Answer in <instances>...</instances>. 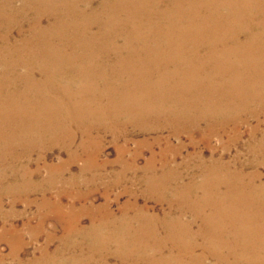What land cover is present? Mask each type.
I'll list each match as a JSON object with an SVG mask.
<instances>
[{
	"label": "bare ground",
	"instance_id": "1",
	"mask_svg": "<svg viewBox=\"0 0 264 264\" xmlns=\"http://www.w3.org/2000/svg\"><path fill=\"white\" fill-rule=\"evenodd\" d=\"M11 1L0 0V198L36 188L41 165L52 180L54 146L70 162L74 146L106 134L125 142L116 162L135 139L150 151L146 169L192 165L146 180L153 195H132L119 214L108 196L98 207L51 205L65 224L60 243L28 261L264 264L254 259L264 252V0Z\"/></svg>",
	"mask_w": 264,
	"mask_h": 264
},
{
	"label": "rangeland",
	"instance_id": "2",
	"mask_svg": "<svg viewBox=\"0 0 264 264\" xmlns=\"http://www.w3.org/2000/svg\"><path fill=\"white\" fill-rule=\"evenodd\" d=\"M94 3L93 0L89 2L90 6L94 5ZM11 4L17 5L19 3L12 0ZM87 4V1L79 2L82 8L87 6ZM180 26L183 27V23H181ZM17 38L19 39V37ZM121 38L125 37H115L117 43H121ZM172 38L178 39L186 37L173 36ZM17 67L19 72H24L23 67ZM241 128H243L241 130L242 137H244L242 141L244 142L249 136L248 126L242 125ZM132 133H134V130ZM163 133L167 134L166 131ZM139 136L141 137V135H134L136 139L140 138ZM170 139L173 143H177L176 138L171 137ZM182 139L188 140L187 137L184 136ZM98 143L100 146L99 149H96L95 147L98 146ZM124 143L122 139H118L114 142L110 134H106L85 144L89 145L88 147L74 149V146L73 151L75 150L77 156L70 162L69 159L71 157L68 156L69 151L62 147L54 146L47 152L46 158L48 163L56 165L55 170L57 172L53 173L55 176H52V178L54 177L52 180L47 182L52 172L46 169L44 165H41L40 175L34 176V179H37L35 182L36 188L31 187L26 190L28 192H16L12 190L14 192L7 191L6 194L1 195L0 204L3 212L0 211V264H32L28 260L34 255H39L42 246L50 244V247L53 249L60 243L58 238L63 234V227H65V224L60 220V213L56 212L51 205H60L63 206L64 209L66 207L68 208L70 205H76L75 207L77 209H82L84 206L98 207V205L100 206L106 202V196H108L110 209L119 214L121 210L120 207H122L128 199L132 198V195H153L145 192L146 188L144 187V183L146 180L153 181L155 178L159 177V174H161L163 170L169 169V171H176L177 169H183V167L189 169L192 167L191 164L176 166L172 163H168L164 166V169L158 167L154 170L146 169L145 163L146 159L150 156V151L146 146L141 147L135 139H131L128 142V148L123 149L121 153L123 162L121 160L116 162V159H118L117 147L125 145ZM161 144L154 143L153 148L157 152H160L161 148L164 147V145ZM212 144L217 148L216 153L220 154L221 151L218 147L221 145V139L217 137L213 138ZM239 146V148L233 147L231 152H236L242 145L240 144ZM199 147L206 156L209 155V148L206 147L204 143H201ZM184 150L183 156H179L178 158L180 159H178V161H181L182 157L187 155L188 151H192V148L191 146H187ZM241 151L243 153L246 152L245 149H241ZM163 153L169 158L171 157L169 151H163ZM160 158L161 156H159L157 164L160 163ZM32 166L35 167L33 164ZM262 170L264 171L263 168ZM168 175L172 178L169 172ZM42 178L45 180H42ZM184 178L188 179L187 176ZM195 180L198 181L200 179L197 176ZM115 182L120 183L114 184ZM16 188L25 189L21 185ZM85 195H87V199L82 197ZM44 197H48L49 199V205L47 206H41ZM27 199L31 200V203H28L29 200L26 201ZM91 201H93V204ZM138 201V204H143L144 201H146L149 205H153L157 211L162 208L161 204L150 199L144 200L142 196H138ZM92 214V212H83L81 215L83 217L80 216V222L84 226H89ZM34 233L37 235L35 236ZM49 234H57L58 237L46 243ZM73 239L76 240L77 243L80 241L78 236L73 237ZM20 247L22 248L20 249ZM258 253L259 254L254 257V259L264 262V252L259 251ZM56 262H58V260H56Z\"/></svg>",
	"mask_w": 264,
	"mask_h": 264
}]
</instances>
